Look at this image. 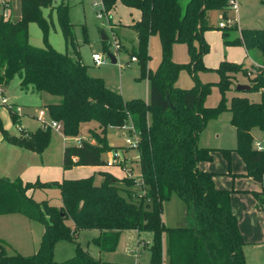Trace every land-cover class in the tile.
Here are the masks:
<instances>
[{
  "label": "trees",
  "instance_id": "trees-1",
  "mask_svg": "<svg viewBox=\"0 0 264 264\" xmlns=\"http://www.w3.org/2000/svg\"><path fill=\"white\" fill-rule=\"evenodd\" d=\"M52 2L20 0V19L16 22L4 20L0 14V88L8 87L17 77L20 90L32 89L58 98L57 104L45 108L50 118L61 124L66 138L79 137L81 129L87 127L94 143L80 141L77 146L66 147L62 164L65 171L73 167L107 166L102 156L120 149L108 145V129L131 125L139 134L141 178L119 180L103 172L99 174L103 181L95 185L93 176L51 183H23L20 179L0 177V216L19 214L44 227L39 248L31 256L16 253L0 240V264H114L95 259L78 245L72 259L61 263L54 260L58 242L75 243L80 231L93 230L100 233L93 244L102 253L115 251L122 231L150 233L148 264H164L163 235H166L167 264H246L245 243L230 205L233 191L217 189L215 174L199 168L200 163L212 160L213 151L198 145L199 136L209 121L227 110L231 114L230 125L235 129L234 152L246 165L247 176L264 183V151L254 149L251 135L254 128L264 132V96L259 103L233 97L229 108L226 105L225 95L232 81L238 74L246 76L248 70L242 64L227 61L219 64L214 71L219 76L216 85L221 99L212 108L206 107L204 100L213 84H202L196 77L198 72L212 71L203 65L209 49L204 33L212 29L208 15L218 10L226 18L229 0H189L184 9L180 0H101V12L109 19L117 3L140 12L139 20L131 26L137 47L131 50L130 58L137 59L149 81L147 103L140 99L125 101L109 90L102 79L89 76L78 60L46 43L49 26L42 9L50 6L56 11L65 42L73 41L69 7L64 3L52 6ZM29 23H36L41 29L44 48L29 44ZM223 30L226 46L242 45L264 56V29L241 30L240 38L232 41L227 40L230 30ZM153 35L158 36L162 52L154 72L146 69L148 42ZM176 44L187 46L188 63L172 61L171 52ZM182 70L193 77L194 86L190 89L175 86ZM251 82L249 92L264 89V64ZM12 110L9 108L8 112L12 123L17 125L18 115ZM0 133L8 144L37 154L48 147L51 139L49 130L40 129L25 133L27 137L11 136L1 120ZM222 154L229 161L230 151L222 150ZM135 186L143 189V196L139 199L134 196L137 202L120 194ZM46 189L59 191L61 206L48 200L37 202L28 195L29 191ZM173 196L184 204L187 221L181 227L167 228L162 221V206Z\"/></svg>",
  "mask_w": 264,
  "mask_h": 264
},
{
  "label": "rangeland",
  "instance_id": "rangeland-1",
  "mask_svg": "<svg viewBox=\"0 0 264 264\" xmlns=\"http://www.w3.org/2000/svg\"><path fill=\"white\" fill-rule=\"evenodd\" d=\"M188 1L189 0H180L183 9L185 8V5ZM60 3H64L69 7V21L71 24L73 41L72 43L65 42L58 25L56 11L53 10L50 6L48 8L42 9V16L46 19L47 24L49 26L46 35V43L52 48H54L57 52L66 53L72 60H78L83 66L86 67L87 74L89 76L93 78L102 79L104 85L109 90L119 94L125 101L132 99H140L147 103L149 101V81L144 72L141 71L139 62L130 63L129 67L125 66V63L129 62L130 60L131 50H135V48L137 47L136 35L134 30L130 27L125 28L123 26L132 22V20L134 19L133 12L129 11L126 7H123V5H120L121 7H118L115 10L113 18L111 19L110 17L109 19V17L106 16L104 12H101V0H53L52 6H55ZM239 4V15L240 20H242L243 24L239 25L237 20L235 24L226 28L227 30H230L228 32L229 41H231L230 38L233 37L232 33H240L241 35L239 26H241L242 29L246 27H248V29H251L258 28L264 25V2L262 4V2L258 0H239L238 6ZM4 5L8 7L5 8L9 15L7 20L16 22L20 17V0H0V11L2 9L1 7ZM99 13L103 15L101 18L98 17ZM227 14L229 15V17L236 18V14L228 9ZM208 16L209 24L212 29L208 30V32L206 31L207 33L205 32L204 35V40L207 43L209 49L208 52L205 54V57L203 58V65L209 66V69H212V71L198 72L196 77L197 80L202 84H213L210 88L209 95H207L204 100V105L206 107L212 108L217 106L221 99L220 90L216 85L219 81V76L214 71L215 67H218L220 63L217 65L215 63L218 57L220 56V53L223 57V60L228 61V55L226 51L228 49V46L225 45L224 38L221 35V30H219L218 28L219 24L226 20L223 17L222 12L218 10L211 11ZM103 37H105L106 39L104 40ZM28 42L31 46L37 48H44L46 45L43 33L36 23H29L28 25ZM147 53L149 55V60L147 62L146 69L148 71L154 72L160 63L162 56L161 44L157 35H153L149 38ZM109 54L115 57V64H112L110 62L108 58ZM253 54L255 53L253 52ZM93 55L101 56L104 60L103 64H101L100 66H95L92 62ZM171 58L172 61L177 64L188 63L190 57L187 50V46L185 44L174 45L171 52ZM246 62L250 63L251 61L246 60ZM213 65L216 66L212 68ZM243 66L248 70V74L246 76L238 74L235 80L232 81L230 90L229 92H227L226 95H228L229 93H232L234 95L238 94L235 93L237 85H247L251 87V80L254 78L255 72H257V70L263 67V65L248 67H246L245 65ZM241 82H244V84ZM193 86V77L186 70L180 71L177 77L176 87L180 89H190ZM6 88V91H8L7 94L9 95V98H11L10 101H15L14 98L16 97L18 99L17 101H15L16 103L26 104L28 102L35 101H32V97H25V95L19 91V79L17 77H15L11 81L9 86ZM262 90L264 89H261L260 91ZM258 92H250V95L252 96V98H254V101L256 100V103H259L257 102V100H261L262 98V95L258 94ZM239 93L244 94L245 91ZM226 99V105L227 108H229L231 97L228 95L226 96ZM247 100L249 102H252L249 99ZM32 105L35 106V104ZM0 106L6 107L7 104ZM9 108H12L15 111L18 107H13L11 105L7 108V110ZM19 114L20 112L17 114L19 121L18 124H20ZM230 116V112L226 110L222 112L213 121H209V123L207 124V130L201 132V138L199 136V139L202 140L201 143L199 141V144L204 145L207 143V145H209L211 141L213 142L217 140L220 143H223L225 147H235V136L234 131L230 126ZM18 124L17 126H19ZM30 125L32 126V124ZM49 131L51 133L50 143L48 147L43 151V154L41 156L36 157V160L38 159L37 162L41 161V165L49 168L43 172L42 176L39 175L40 181L61 179V174L65 172L62 167L63 147L65 145L72 146L75 143L77 144L79 140H75V138L65 140L61 136V132L58 133L54 130ZM25 133L31 134L32 132L30 133L25 131L24 129H21L20 132L17 131L16 135L12 132L8 134H12L17 138H21L23 136L27 137L24 135ZM217 135H219V138H216ZM79 137L83 138L86 142L93 141V138L87 133V129L85 127L81 129ZM106 137L109 145L115 148L124 149L126 147L124 138L128 137V132L126 129L123 128H109ZM257 142H264V135L262 136L259 130H255L253 134V144ZM5 146L8 147V145L6 144ZM117 154H119L118 157H114V159L119 162L120 168L128 169L129 166H131L132 168L135 165L134 162L136 161L135 157L137 155L135 152L133 153L128 149H124L119 150ZM8 159L9 158L7 153L5 154L4 151H0V162H2L1 166L3 163H6ZM18 163L19 160L14 161V165L16 166ZM137 173L138 172L135 169L133 173H130L131 177L128 178L134 179L136 181L139 180L141 178V171L140 176L138 177H136ZM91 175L92 174H90L89 176ZM53 192L58 191L55 190ZM120 194L126 200L130 199L134 202H137V198L139 199V197L143 196V189L139 188V186H135L131 187L127 192H120ZM129 194L131 198L129 197ZM134 196H136L137 198H135ZM43 199H46L44 198L43 193L40 191H36L34 200L41 202ZM257 201L259 204H262L264 202V198L259 197L257 198ZM56 204V200H53L52 205ZM182 218H185V206L182 201H180L176 196H173L168 202H165L162 206V221L165 227L167 228H177L181 227V225H184L186 223V218L184 220ZM96 237L97 233L95 231H80L75 239L76 244L66 241L58 242L55 249V261L61 263L72 259L75 256L77 247L76 245H78L81 250L89 251L93 255L97 256L99 251L98 248L93 244V239H95ZM137 237V233L133 231H123V233L120 235L115 251L107 254H102L101 256L103 260L107 263L114 264H135L137 256L133 253L134 249H136L137 247L141 248L146 246V244L141 245V243L138 242ZM151 237L152 235L147 232H144L141 235V239L144 240V243L151 239ZM263 248L264 244L260 245V247H258L256 244L248 245L245 249V255L247 256V264H264V253L262 252ZM147 259L148 254L146 251L143 252V255L140 257L139 261L137 260V262L139 264H144L146 263ZM162 259L164 264H167L166 235H163L162 237Z\"/></svg>",
  "mask_w": 264,
  "mask_h": 264
},
{
  "label": "crops",
  "instance_id": "crops-1",
  "mask_svg": "<svg viewBox=\"0 0 264 264\" xmlns=\"http://www.w3.org/2000/svg\"><path fill=\"white\" fill-rule=\"evenodd\" d=\"M262 4H263V2H262ZM120 5H121L120 3H117L114 11L111 13V19L113 18V14L115 13V10L118 7H121ZM127 9L129 11L133 12L134 19L132 20V22L130 24L123 25V26L125 28L126 27L131 28L132 24L139 20L140 12L135 10V9H129V8H127ZM239 11H240V4H239L238 14H237L236 18L238 19V24L241 25V24H243V22H242V20H240ZM19 19H20V17L18 18V20ZM260 28L264 29V25H262L261 27H258V28H251V29H260ZM239 29L241 31V30L248 29V27L242 29L241 26H239ZM219 30H221V35H222V31L223 32L225 31L223 29H219ZM232 34H233V37L230 38L231 41L234 39L240 38V33H235V34L232 33ZM135 35H136V33H135ZM204 35H205V33H204ZM227 40H228V36H227ZM136 41H137V38H136ZM227 48H228L226 50L227 55H228V57H227L228 61L227 62H231V63H235V64H242V65H245L246 67H248V66H261L264 64V56L258 50L248 51L242 45L228 46ZM235 49H237V50H235ZM253 52L255 54H253ZM204 57H205V55H204ZM222 60H223V57L220 53V56L218 57L215 64L217 65L223 61H226V60H223V61ZM246 60H249L251 62L248 63V62H246ZM133 63H135V62H133ZM216 65H213L212 68H214ZM205 66L210 68L207 65H205ZM216 68L217 67H215V69ZM244 82H241V83L244 84ZM19 83H20V81H19ZM175 86H176V84H175ZM6 89L7 88H4V89L0 88L1 96L3 98H5L7 101V106L0 108V120H1V123H2L4 130H6L8 133H10V132H12L13 134L15 133V135L17 134V131L20 132L21 129H24L25 131L30 132V133L36 132V130H38L40 127V124L37 120L38 112L41 110H45L47 112V110L45 108L47 105L57 104L59 101V99L56 97L50 96V95L45 94V93H37L34 90L29 89L27 91H22V90H19V91L22 92L25 95V97H27V96H29V98L32 97L33 98L32 101H34V100L35 101L34 102H28L26 104L16 103L15 101L18 100L17 97L14 98L15 101H10L11 98H9V95L7 94L8 91H6ZM19 89H20V87H19ZM235 93H238V94L234 95L232 93H229L228 95L231 97V99L233 97H242V98L245 97V98L251 100L252 102L256 103L255 102L256 100L254 101V98H252V96L250 95L251 94L250 92L245 91L246 94L245 93L240 94L235 89ZM258 94L264 96V90L258 92ZM228 95H226V96H228ZM257 102H260V100H257ZM32 104H35V106H33ZM11 105L13 107L16 106L20 109V114H19L20 115V124H18L19 126L13 125V123L11 121L10 115L8 113V110H7V108L10 107ZM47 115H48V112H47ZM48 117L50 118L49 115L47 116V118ZM230 118H231V116H230ZM211 121H213V120H211ZM30 124H32V126ZM86 129H87V127H86ZM232 129L234 131V136H235L234 127H232ZM15 130H16V132H15ZM205 130H207V127ZM255 130H258V129L254 128L251 131L252 139H253V134H254ZM260 134H262V136H263L264 132L260 131ZM10 135L14 136L12 134H10ZM61 136L65 140L71 139V138L64 137V135H62V134H61ZM200 138H201V136H200ZM216 138H219V135H217ZM76 139H79L77 144L75 143L72 146H77V145H79L80 141H85L81 137L75 138V140ZM106 140H107V137H106ZM93 141L89 142V143L93 144L94 143ZM199 141L201 143L202 140H200V139L198 140V145L201 148H207V149L213 150L211 153L212 160L210 162L200 163L199 164L200 170L212 172L215 174L214 185L217 189L226 190V191H233V193L230 196V205H231V209H232L233 214L237 218L238 229H239L240 234H241V236L244 240V243H245V245L243 247V253H244L245 261L247 264V256L245 255V249L247 248V246L251 245V244H256L258 247H260V245L264 244L263 243V241H264V209H263L264 202L262 204H259L257 201L258 197L264 198V183L256 182L255 180H253L252 178L247 176L246 165L244 164V162L242 161L240 156L236 152H234V150L236 148V136H235V147H232V148H230L231 146L225 147V145H223V143H220L217 140H215L213 142L211 141L209 143V145H207V143L204 145H200ZM257 143H261L262 145H264V142H257ZM5 144L8 145V147L5 146ZM255 144H253V146ZM109 146L113 147L111 145H109ZM66 147H68V146L65 145L63 147V151ZM124 149H126V148H124ZM124 149H119V150H124ZM119 150H116V152L106 153L102 156V159L104 160V162H106L108 164L107 166H103V167H73L72 169L67 170V171H65L63 169L65 172L61 174V176H62L61 179H53L50 181H43V180L40 181L39 175L42 176L43 172L46 169H49L48 167L41 165L42 164L41 161L37 162L38 159L36 160V157L41 156L43 154V152L41 154H37V153L31 152V151H27V150H24L22 148L16 147V146L11 145V144L9 145L7 142L4 141L3 136L0 133V151H4L5 154L7 153L8 158H9L6 163L2 164V166H1L2 162H0V177L8 178L10 180L20 179L23 183H34L36 181H40L41 183H47V182L51 183V182H55V181H60L62 179L63 180H68V179L74 180L77 178L78 179L79 178L83 179L84 177L88 178V177H90L89 175L92 174L91 176H93V178H94V184L99 185L103 181V178L99 174L103 173V172L110 173L116 179L120 180V179L131 177L130 173H133L134 170L136 169L138 172L136 174V177L140 176V168H139V163H138V152H137V150H134V151L129 150V151H132L133 153L135 152L137 155L135 157V160H136L134 162L135 165L132 168H131V166H129L128 169L120 168V166H117L116 163L115 164L113 163V161H116V159H114V157H118V155H119V154H117V152ZM222 150L230 151L229 161H227V159L222 154ZM16 160H19V163L17 164V166L14 165V161H16ZM20 163H21V166H20ZM117 163L119 164L118 161H117ZM62 164H63V152H62ZM86 176H88V177H86ZM54 178H57V177H54ZM55 190L56 189L29 191L28 195L32 196V198L34 199L35 192L40 191L43 193L44 198H46V199H43L42 201L48 200L50 202V204H52L53 200H56L57 204L54 206L59 207V206H61L60 193L58 190H56L58 192H53ZM255 195H257V198ZM182 219L184 220L185 218H182ZM93 231H95V230H93ZM129 231H133V232L137 233L138 242L141 243V245L146 244V246H145L146 248L145 247H141V248L137 247L136 249H134L133 253L136 254V256H137L135 264H139L137 262V260L139 261L140 257L143 255V252H146V251L148 254V259H147L146 263H144V264H148L149 256H150L149 246H150L152 237L146 243H144L143 242L144 240L141 239L142 233H138L135 230H126L125 232H129ZM43 232H44V227L40 223L30 221L22 215L12 214V215L0 216V240L4 241L6 244H8L12 248V250H14L16 253H19L22 256H31L37 252L39 245H40V242H41V239H42ZM95 232L97 233V237H99L100 233L98 231H95ZM122 233H123V231L120 233V235ZM119 238H120V236H119ZM56 245L54 248V260H55ZM98 251H99V253L97 256L93 255L89 251L88 252L95 259H99L101 261H104L102 256H101L104 253L100 252L99 249H98ZM262 252H263V249H262ZM105 254H107V253H105ZM104 262H106V261H104Z\"/></svg>",
  "mask_w": 264,
  "mask_h": 264
},
{
  "label": "built area",
  "instance_id": "built-area-1",
  "mask_svg": "<svg viewBox=\"0 0 264 264\" xmlns=\"http://www.w3.org/2000/svg\"><path fill=\"white\" fill-rule=\"evenodd\" d=\"M238 1L239 0H229L228 2V7L227 9L232 11L233 13L238 14ZM1 11L0 14L2 15V17L4 18V20H7V18L9 17L7 10H5V8H8L6 5L1 7ZM103 15L102 14H98V17L101 18ZM226 20L221 22L219 24V29H226L228 28V26H232L233 24L236 23V21L238 20L237 18H233V17H229V15H226ZM92 62L94 63L95 66H100L101 64H103L104 60L101 56L99 55H93L92 56ZM133 62H137V59L135 57L130 58L129 62L125 63L126 67H129L130 63ZM7 101L6 99H3L1 96V92H0V105H6ZM17 112V114L20 112V109L16 108L15 110ZM47 112L45 110H41L38 112V116H37V120L40 124L39 129L42 131H46V130H54L56 132H61L62 133V126L60 123L52 120L51 118H47ZM123 129H126L128 132V137L124 138V142L126 145L127 149H131V150H137L138 148V144H139V134L135 132L134 128L131 125H127L124 126ZM131 133V135H130ZM254 149L257 151H264V145H262L261 143H256L254 146ZM113 163L118 164L117 160L113 161ZM263 252H264V248H263Z\"/></svg>",
  "mask_w": 264,
  "mask_h": 264
},
{
  "label": "water",
  "instance_id": "water-1",
  "mask_svg": "<svg viewBox=\"0 0 264 264\" xmlns=\"http://www.w3.org/2000/svg\"><path fill=\"white\" fill-rule=\"evenodd\" d=\"M103 39L105 40L106 38L105 37H103ZM108 58H109V60H110V62L112 63V64H115L116 63V59H115V57L113 56V55H108ZM250 90V87L249 86H246V85H237L236 86V91L237 92H244V91H249Z\"/></svg>",
  "mask_w": 264,
  "mask_h": 264
}]
</instances>
